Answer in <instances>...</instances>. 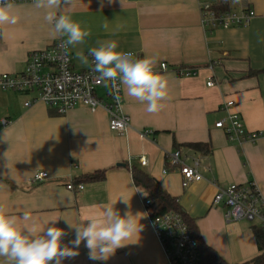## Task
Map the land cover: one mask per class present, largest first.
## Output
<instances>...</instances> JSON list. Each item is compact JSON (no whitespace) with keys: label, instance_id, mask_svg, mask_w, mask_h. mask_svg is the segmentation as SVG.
Listing matches in <instances>:
<instances>
[{"label":"crops","instance_id":"obj_1","mask_svg":"<svg viewBox=\"0 0 264 264\" xmlns=\"http://www.w3.org/2000/svg\"><path fill=\"white\" fill-rule=\"evenodd\" d=\"M203 2H224L234 11L249 7L255 17L248 27L207 30L201 20ZM14 5L18 22L0 27V75L23 73L31 52L60 40L53 38L44 11L35 9L33 2ZM60 11L91 31L78 45L86 55L97 41L116 40L118 50L138 58L157 57L156 71L165 63L168 69L158 73L167 81L169 99L161 111L148 113L145 104L123 91L130 128L118 135L110 130L102 109L93 112L79 105L61 116L40 102L26 107L37 92L0 88V202L18 217L29 213L38 230L58 219L55 226L67 233L63 244L72 246L75 230L64 219L77 225L117 201L121 215L143 214L138 242L117 249L107 261L89 259L82 242L79 255L63 264H170L151 227L146 195L133 183L131 163L178 199L205 244L226 262L243 264L257 257L253 226L225 221V208L213 204L214 185L202 181L185 188L177 170H164L167 155L180 150L198 156L200 173L218 187L254 182L264 195V0H71ZM69 49L74 70L93 66L91 57L84 65L75 56L77 49ZM180 69L196 70L197 75L183 77ZM104 93L101 89L98 94ZM230 102L233 107L227 109ZM229 114L238 115L247 132L262 137L242 145L230 141L216 127ZM195 143L209 144L211 153L185 147ZM141 158L146 159L145 167ZM42 171L49 178L32 183ZM100 172H105L104 180L87 181ZM70 181L84 189L67 190ZM122 197L129 204L119 200Z\"/></svg>","mask_w":264,"mask_h":264},{"label":"built area","instance_id":"obj_2","mask_svg":"<svg viewBox=\"0 0 264 264\" xmlns=\"http://www.w3.org/2000/svg\"><path fill=\"white\" fill-rule=\"evenodd\" d=\"M11 2L20 4L33 0ZM217 4L203 2L200 5L202 25L207 30L248 27L255 17V12L249 7H243L240 11L230 9L221 12L217 9ZM167 69L168 66L163 63L157 72H165ZM179 75L195 76L197 71L180 69ZM98 77L99 74L93 70V66L85 71L74 70L70 49L66 50L60 39L47 49L31 52L23 73L1 74L0 88L23 93L37 92V98L27 102L25 106L31 107L40 102L61 116L79 105L86 106L93 112L102 109L109 117L110 130L118 135H124L130 128V118L124 112L123 88L118 81L114 88L111 82H100ZM213 85L212 81L208 83L209 87ZM101 89L105 90L104 97L98 94ZM231 107L232 102L226 104L227 109ZM216 127L222 129L230 141L239 145L246 142L256 143L262 137L261 133L247 132L241 118L236 114H229L225 120L218 122ZM139 163L142 167L147 164L145 158H141ZM166 163L164 173L177 170L183 177L185 188L202 181L214 185L216 193L213 204L225 208L224 219L227 223L248 221L257 223L264 229V195L254 182L220 188L214 181L204 178L200 173L201 161L198 156L185 155L180 150L168 154ZM129 167L132 173L131 163ZM48 178L49 174L42 171L36 173L31 182L39 183ZM66 188L75 192L82 191L84 186L70 181ZM144 205L150 217L151 227L170 264H199L201 262L199 245L190 234L182 215L171 212L155 216L151 202L145 199Z\"/></svg>","mask_w":264,"mask_h":264},{"label":"clouds","instance_id":"obj_3","mask_svg":"<svg viewBox=\"0 0 264 264\" xmlns=\"http://www.w3.org/2000/svg\"><path fill=\"white\" fill-rule=\"evenodd\" d=\"M70 4L71 0H33V7L44 11L43 18L51 26L53 38L62 39L66 50L77 49L75 56L80 63L87 65L89 57L92 58L100 82H111L115 88L118 81L124 94L145 104L148 113L161 111L169 97L167 81L156 71L157 57L137 58L131 52L118 50L116 40L97 41L86 55L78 45L86 42L91 31L60 11L62 6ZM17 22L16 5L11 0H0V27ZM103 27L108 29L107 24ZM119 200L125 204L130 201L123 197ZM116 203L105 204L100 214L81 219L77 225L64 219L75 230V239L69 246L63 244L66 231L55 226L58 219L38 230L29 213L18 217L10 213L6 203L0 202V264H63L65 259L79 255L82 242L89 259L107 261L117 249L137 243L143 230L140 223L143 214L127 211L121 215Z\"/></svg>","mask_w":264,"mask_h":264},{"label":"trees","instance_id":"obj_4","mask_svg":"<svg viewBox=\"0 0 264 264\" xmlns=\"http://www.w3.org/2000/svg\"><path fill=\"white\" fill-rule=\"evenodd\" d=\"M217 9L221 12L229 11L230 8L225 3H218ZM195 152L209 155L211 146L209 144L195 143L185 146ZM176 148L181 149V146L176 145ZM87 181L96 182L105 179V172H100L86 178ZM132 179L135 187L141 189L146 195V200L151 202V207L154 210V215H163L166 213H180L188 225L190 234L197 241L201 252V262L199 264H229L217 252L208 247L203 241L197 226L193 219H190L183 211L177 198L172 197L162 189L160 184L151 176L133 167ZM252 231L256 239L259 255L243 264H264V229L260 226H253Z\"/></svg>","mask_w":264,"mask_h":264},{"label":"rangeland","instance_id":"obj_5","mask_svg":"<svg viewBox=\"0 0 264 264\" xmlns=\"http://www.w3.org/2000/svg\"><path fill=\"white\" fill-rule=\"evenodd\" d=\"M244 223H249L250 225H252V226H257L258 224L257 223H251V222H248V221H244Z\"/></svg>","mask_w":264,"mask_h":264}]
</instances>
